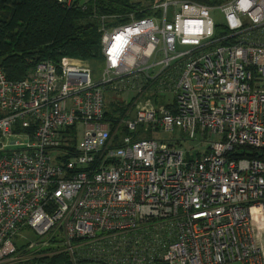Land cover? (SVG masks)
Wrapping results in <instances>:
<instances>
[{
  "label": "built area",
  "instance_id": "1",
  "mask_svg": "<svg viewBox=\"0 0 264 264\" xmlns=\"http://www.w3.org/2000/svg\"><path fill=\"white\" fill-rule=\"evenodd\" d=\"M152 9L102 34L98 80L67 57L0 70V264H264V0ZM103 88L132 118L106 120ZM175 127L203 151L137 136Z\"/></svg>",
  "mask_w": 264,
  "mask_h": 264
},
{
  "label": "trees",
  "instance_id": "2",
  "mask_svg": "<svg viewBox=\"0 0 264 264\" xmlns=\"http://www.w3.org/2000/svg\"><path fill=\"white\" fill-rule=\"evenodd\" d=\"M163 1V0H159ZM205 6L225 0H190ZM135 0H0V70L6 80L20 82L39 62L53 64L63 57L100 63L103 28L121 26L131 19L158 17L152 7ZM109 31V30H108ZM155 88V86H154ZM152 97H157L156 93ZM123 103V102H121ZM131 101L120 106L106 102L105 118L116 126L130 110ZM141 131L137 132V136ZM127 134L119 123V137ZM254 156V155H253ZM18 264H68L64 256L33 259Z\"/></svg>",
  "mask_w": 264,
  "mask_h": 264
},
{
  "label": "rangeland",
  "instance_id": "3",
  "mask_svg": "<svg viewBox=\"0 0 264 264\" xmlns=\"http://www.w3.org/2000/svg\"><path fill=\"white\" fill-rule=\"evenodd\" d=\"M136 2H142L143 4L147 2V0H135ZM152 5L155 1V3H159L162 1L159 0H152ZM165 1V0H163ZM226 1V0H225ZM71 0H66L67 4H70ZM152 8V7H151ZM174 10V8H169L168 9V14L170 17L171 12ZM212 18L215 21V23L217 24H223L224 23V19L222 14L217 10L214 11L212 13ZM114 28V27H113ZM111 28V29H113ZM104 30L102 31V34L110 29H106L103 28ZM217 33L221 32V29H217L216 31ZM85 64L91 69V72L93 74V77L95 78V80L99 79L101 70H102V66L103 63H94L93 65L90 63L85 62ZM103 96L105 99V106H106V102L108 101H114L116 103H119L120 106H124L129 102V99L132 97L131 93H125V92H113L108 88H103ZM123 102V103H121ZM165 104V98L160 96L158 99V105H164ZM134 114L133 108L131 110V112L128 115V119L132 118V115ZM139 130L141 131V135L142 138L146 137V138H156V139H160V140H178V144L182 147V149L184 150V152L187 153V157L188 158H192L194 157L196 154L201 153L204 149V141L203 140H198L195 142H191L188 141L185 134L183 133V131L180 128L175 127L174 132L169 133V134H165L162 133L161 131H156V130H150L149 132H147L146 130L139 128ZM138 130V131H139ZM26 235L28 237L32 236V234L30 233V236L28 235V233H26ZM19 241H22V239L19 238ZM18 246H21V242H19ZM22 250H18L19 253H21ZM228 264H240V263H228Z\"/></svg>",
  "mask_w": 264,
  "mask_h": 264
}]
</instances>
